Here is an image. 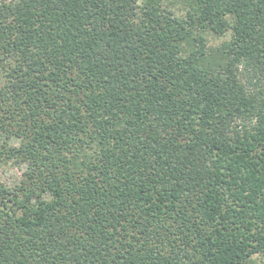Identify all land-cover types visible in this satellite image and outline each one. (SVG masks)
Segmentation results:
<instances>
[{
	"label": "trees",
	"instance_id": "trees-1",
	"mask_svg": "<svg viewBox=\"0 0 264 264\" xmlns=\"http://www.w3.org/2000/svg\"><path fill=\"white\" fill-rule=\"evenodd\" d=\"M0 138V264L264 261V0H0Z\"/></svg>",
	"mask_w": 264,
	"mask_h": 264
},
{
	"label": "rangeland",
	"instance_id": "rangeland-1",
	"mask_svg": "<svg viewBox=\"0 0 264 264\" xmlns=\"http://www.w3.org/2000/svg\"><path fill=\"white\" fill-rule=\"evenodd\" d=\"M211 41L214 42L219 40L211 39ZM1 142L2 139L0 138V144ZM12 142L16 143L15 140H12ZM24 168H25L24 164L21 165L13 164L10 161L6 162L0 158V182L6 187L13 186L15 183L19 181L21 173ZM256 261H257L256 264H264V261L261 258H257Z\"/></svg>",
	"mask_w": 264,
	"mask_h": 264
}]
</instances>
